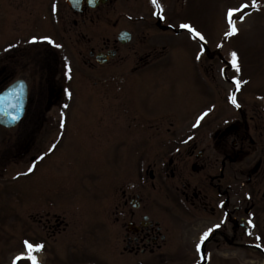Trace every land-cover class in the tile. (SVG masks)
I'll return each instance as SVG.
<instances>
[{
  "label": "flooded vegetation",
  "instance_id": "obj_1",
  "mask_svg": "<svg viewBox=\"0 0 264 264\" xmlns=\"http://www.w3.org/2000/svg\"><path fill=\"white\" fill-rule=\"evenodd\" d=\"M41 2L51 40L63 52L45 39L17 48V66L31 64L39 84L32 93L25 80L23 118L12 127L0 125V264L25 254V235L59 245L48 257L34 253L37 264H225L219 238L226 243L234 234L255 238L264 248V166L233 167L248 135L244 126L217 119L231 114L232 89L218 93L209 83L228 77L226 67L223 74L217 70V58L231 65L217 55L218 40L206 34L204 41L192 39L180 27L187 24L201 34L184 16L199 0H157L159 8L151 0ZM38 4L19 0V25L38 19ZM173 51L191 61L192 79L202 73L209 83L212 109L198 125L206 109L186 118L157 87L167 79L160 69ZM12 62L0 68V87L11 82ZM73 82L90 97L93 119L84 131L94 156L115 160L123 147L132 161L114 169L109 193L93 215L73 206L67 179L57 199L46 201L37 199L33 183L40 164L62 153L67 120L49 113L70 107ZM216 97L222 108H216ZM235 111L244 117L242 108ZM209 229L214 231L197 252ZM95 237L104 246L100 250L88 248Z\"/></svg>",
  "mask_w": 264,
  "mask_h": 264
},
{
  "label": "rangeland",
  "instance_id": "obj_2",
  "mask_svg": "<svg viewBox=\"0 0 264 264\" xmlns=\"http://www.w3.org/2000/svg\"><path fill=\"white\" fill-rule=\"evenodd\" d=\"M40 1L42 0H38V19L36 18L28 25H19L17 18L23 14L22 9L21 11L19 9L22 7V5H18L19 0H0V68L5 63L13 60L14 70H10L13 71L11 81L16 79L26 80L32 93L36 91L39 84V75L31 64L26 63L27 67H21L19 62V66H17L15 57L18 55L17 48L23 42L26 44L28 39L32 37L38 39L42 35H45L48 39L51 38V29L46 22L45 10L40 5L42 4ZM255 2L258 10L251 7L253 0H199L198 5L192 12L184 11L186 20H190L197 25L202 31L201 35L204 38L207 35L210 41L213 42L217 39L221 41L222 36H220V33L222 32L225 35L228 30L227 13L229 9H236L245 3L249 5L246 10L247 14L243 17V22L236 20L235 16L233 17L236 21L237 34L229 37L226 47L220 48V52L217 53L225 60L230 61L231 53L235 52L240 67L239 74L233 69H229V66L227 67L225 63H221L217 58V70L220 71L226 67V71L232 72L231 74L227 73L228 77L231 78L221 79L217 77L215 80L209 81L210 84L212 83L216 87L218 93L224 92L225 94L228 89H234L236 91V102L244 111V117L241 118L239 113L233 109H231V114L227 112L223 116H217V119L227 120L232 126H244L243 130L248 135V141L243 145V154L239 156L233 165L234 168L254 167L257 163H261V167L264 166V0H255ZM53 42L60 45V47H54V49L56 51L60 49L58 53L61 55L63 52L61 44ZM27 47H30L29 49L33 48L32 46ZM210 48L212 47L210 46ZM226 48L227 52H225ZM6 49L8 51H5ZM189 63L192 64L191 61ZM189 63L184 53L179 51L170 53L168 62L164 63L163 68L160 69L161 72L167 75V79L163 80V84L161 82L157 86L161 88L165 96H168V102H165L172 105L175 110L186 112V118H192L194 112L208 109L212 103L208 81L203 79L202 73H200L199 79H192L194 71ZM176 76H178V79ZM233 79L241 82L239 90L232 83ZM244 81H247V83H243ZM3 87L1 86L0 90ZM79 87L82 86L76 82L70 85L74 96L70 107L62 111V119L67 120L62 138V153L40 164V169L33 183H35V189L37 190H35L37 199L46 201L57 199L58 196L55 193L67 179L70 185L68 199L72 201L73 206H76L78 211L83 214L93 215L100 210L103 201L106 199L107 182L114 169L117 167L124 168L132 161H130L131 157L128 150L123 147L120 149V157L115 160L109 157L94 156L93 150L89 147L90 140L86 137L84 131V128L88 125L87 122L93 119L90 109L91 101H89L88 94ZM223 104V101L221 102L216 97V108L220 106L222 108ZM60 114L61 112L49 113V115L55 116L56 119L59 118ZM249 139L253 141L252 145ZM82 143H84V146H82ZM239 149V146H236L233 151ZM24 241H28L33 245L43 244L44 248L39 254L44 257L50 256L53 253L52 250L59 246L52 245L48 239L39 236L25 235ZM219 241L224 246L223 257L225 260H223V263L264 264V254H260L254 247V243L257 242L255 238H240L237 234H234L232 237L228 236L226 238V243L224 242L225 239L219 238ZM103 247L101 240L97 237L88 245V248L96 250ZM219 253H221V250ZM217 264H222V261L218 260Z\"/></svg>",
  "mask_w": 264,
  "mask_h": 264
},
{
  "label": "snow or ice",
  "instance_id": "obj_3",
  "mask_svg": "<svg viewBox=\"0 0 264 264\" xmlns=\"http://www.w3.org/2000/svg\"><path fill=\"white\" fill-rule=\"evenodd\" d=\"M91 2V0H90ZM152 4L159 8V5L157 3V0H151ZM251 7L253 9H257L258 10V6L255 2V0H253V3L251 4ZM249 8L248 4H241L239 7H237L236 9H229L228 13H227V24H228V30L225 33V39L234 36L237 34V28L235 26L236 21L233 19V17H236V20H239L241 22H243V17L246 13V10ZM55 6H53V12H55ZM154 15H157V18L160 20H163L164 17L162 15H160L158 12L154 13ZM180 27L182 29H185L191 36L192 39H199L200 41H204V37L197 32L194 28H192L189 25L186 24H182L180 25ZM30 43L36 44L39 43L40 41L36 40L35 38H33L31 41H29ZM45 43L52 45L53 47H60V45L55 44L51 39L45 38ZM219 47V45H218ZM5 51H8V49H6ZM203 53H201L202 55ZM197 59H200V55H198L196 57ZM230 64L232 69L239 74L240 72V67L239 64L237 62V54L235 52L231 53V60H230ZM222 74H223V70ZM233 84L236 85V89L239 90L240 86H241V82L237 79H233L232 81ZM243 83H247V81H244ZM24 91V86L22 84L18 85L17 88L15 89L14 93H10L11 94H15L17 99L19 100L23 94ZM67 92V90H66ZM6 97L4 96H0V112H5L7 111V109L4 108V101H5ZM229 101L236 107L239 108L240 105L236 102V98L235 96H230L229 97ZM13 108L17 109V113L19 111V109L22 107L21 104H13L12 105ZM66 107V106H65ZM204 115H207V113H205ZM11 119L13 122H15L18 119V114L17 115H12ZM203 119V116H201L198 120H197V125L199 124V121ZM194 125V126H197ZM55 147V146H53ZM40 159H43V157H41ZM33 167H35L33 165ZM33 169L29 168V172H31ZM216 227L218 228L219 225H216ZM214 231V229H209L207 232H205L202 237L200 238V243L196 245V251L199 252L200 251V245L208 239L210 233ZM259 239V238H257ZM257 247H259V244L257 245ZM44 248L43 244H36L33 245L32 243H29L28 241H24V250H25V254H21L15 257V260L13 261V264H20V262H26V264H37V256L34 255V253H39L41 252V250Z\"/></svg>",
  "mask_w": 264,
  "mask_h": 264
},
{
  "label": "water",
  "instance_id": "obj_4",
  "mask_svg": "<svg viewBox=\"0 0 264 264\" xmlns=\"http://www.w3.org/2000/svg\"><path fill=\"white\" fill-rule=\"evenodd\" d=\"M20 84H22L24 86V91H23L21 98L18 100L15 94L10 95V93H14L15 89ZM0 96L6 97V99L4 101V108L7 109V111H5V112H0V123L5 125V124H13V123L17 122L23 114L24 105H25V85H24V83L21 81L15 82L9 89H7L5 92H3ZM13 104H21L22 105V107L19 109L18 113H17V109L12 107ZM17 114H18V119L15 122H13L11 119V116L17 115ZM6 115L9 116V119H10L9 122H7V118L5 117Z\"/></svg>",
  "mask_w": 264,
  "mask_h": 264
}]
</instances>
